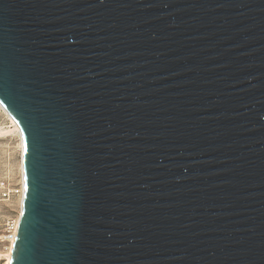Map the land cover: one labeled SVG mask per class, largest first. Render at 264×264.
<instances>
[{
	"label": "water",
	"instance_id": "95a60500",
	"mask_svg": "<svg viewBox=\"0 0 264 264\" xmlns=\"http://www.w3.org/2000/svg\"><path fill=\"white\" fill-rule=\"evenodd\" d=\"M0 102L10 264H264V0H0Z\"/></svg>",
	"mask_w": 264,
	"mask_h": 264
},
{
	"label": "rangeland",
	"instance_id": "374dc122",
	"mask_svg": "<svg viewBox=\"0 0 264 264\" xmlns=\"http://www.w3.org/2000/svg\"><path fill=\"white\" fill-rule=\"evenodd\" d=\"M0 178L5 177L14 185L20 182V160L21 150L19 146V136L13 130L12 123L8 115L0 107ZM18 201L0 200V218L4 215L17 214ZM0 251H4L0 247ZM1 259V258H0ZM2 264V260H0Z\"/></svg>",
	"mask_w": 264,
	"mask_h": 264
},
{
	"label": "built area",
	"instance_id": "2783aa9c",
	"mask_svg": "<svg viewBox=\"0 0 264 264\" xmlns=\"http://www.w3.org/2000/svg\"><path fill=\"white\" fill-rule=\"evenodd\" d=\"M24 196V183L19 182L17 185H14L8 178H0V199L6 201L17 199L22 205ZM21 215L22 212L20 214L4 215L0 218V247L4 252L10 251L14 246Z\"/></svg>",
	"mask_w": 264,
	"mask_h": 264
},
{
	"label": "bare ground",
	"instance_id": "6f19581e",
	"mask_svg": "<svg viewBox=\"0 0 264 264\" xmlns=\"http://www.w3.org/2000/svg\"><path fill=\"white\" fill-rule=\"evenodd\" d=\"M0 107L4 110V112L8 115L12 126L14 127L12 131H15L18 136H19V146H20V150H21V160H20V182L24 183V161H23V155H24V148H23V135H22V130L19 126V124L16 122V120L11 116V114L6 110V108L2 105V103L0 102ZM0 132H2L1 128H0ZM2 200V199H0ZM22 208H23V204L21 205V202H18V214H20L22 212ZM20 212V213H19ZM12 251L13 248L10 251H6V252H2L0 251V260H2V264H10L11 259H12Z\"/></svg>",
	"mask_w": 264,
	"mask_h": 264
}]
</instances>
